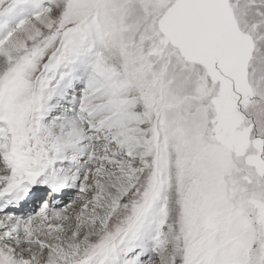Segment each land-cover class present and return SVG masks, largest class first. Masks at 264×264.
I'll return each instance as SVG.
<instances>
[{
	"label": "snow or ice",
	"instance_id": "snow-or-ice-1",
	"mask_svg": "<svg viewBox=\"0 0 264 264\" xmlns=\"http://www.w3.org/2000/svg\"><path fill=\"white\" fill-rule=\"evenodd\" d=\"M0 264H264V0H0Z\"/></svg>",
	"mask_w": 264,
	"mask_h": 264
}]
</instances>
